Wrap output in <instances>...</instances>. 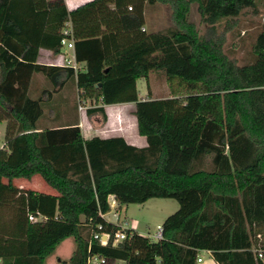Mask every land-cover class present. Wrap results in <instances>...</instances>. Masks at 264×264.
Listing matches in <instances>:
<instances>
[{
    "label": "trees",
    "instance_id": "trees-1",
    "mask_svg": "<svg viewBox=\"0 0 264 264\" xmlns=\"http://www.w3.org/2000/svg\"><path fill=\"white\" fill-rule=\"evenodd\" d=\"M160 1L170 4L173 24L147 30L144 7ZM192 2L207 25L202 35L188 20ZM246 8L255 12L256 1L88 0L68 9L64 0H0L1 264H45L70 236L67 264H87L89 253L107 264H199L202 249L218 264H264L252 250L257 233L264 245V23L242 63L222 51L215 33L221 19L228 24ZM67 21L75 58L85 62L77 71L37 60L41 47L62 51ZM155 70L177 78L185 93L139 98L137 79ZM36 72L51 87L31 96ZM75 86L79 101L96 104L86 113L104 119L103 104L134 102L146 144L84 137L77 121L41 126L45 115L69 121L79 101L66 95L57 108L50 98ZM36 173L57 192L13 183ZM110 194L118 207L151 197L175 198L178 207L163 219L159 239L125 227L117 244H101L90 239L93 225L120 227L103 216ZM36 212L45 218L29 220Z\"/></svg>",
    "mask_w": 264,
    "mask_h": 264
},
{
    "label": "rangeland",
    "instance_id": "rangeland-1",
    "mask_svg": "<svg viewBox=\"0 0 264 264\" xmlns=\"http://www.w3.org/2000/svg\"><path fill=\"white\" fill-rule=\"evenodd\" d=\"M256 1V11L252 9H244L236 18H230L226 24V18L221 19L215 33L220 35L222 51L230 58L235 59L238 63L246 62L252 58V43L256 33L264 23V0ZM145 16V15H144ZM146 23L147 30L163 29L173 24L171 16L170 4L167 2H156L155 4L146 5ZM188 20L194 23L199 34H203L207 25L202 22L200 13L197 8V2H192L188 11ZM138 85L143 94L152 97H164L174 93L184 94L185 86L178 81L177 78L167 79L162 70L151 72L147 79L140 78ZM78 96H74V102L78 103ZM82 104L83 102L80 101ZM84 104L89 105L86 101ZM100 117L97 121L103 125L105 119ZM96 124V123H94ZM1 140V139H0ZM178 207V201L172 197H151L144 202H131L123 204L118 210L120 222L126 228H133L142 234L153 232L158 224H161L163 219ZM115 209L108 213V217L114 216ZM117 214V215H118ZM73 243V238L69 237L66 240L64 252H68L70 244ZM72 246V244H71ZM59 247L56 248V250ZM54 250L47 257V264L54 258ZM67 250V252H66ZM204 255V253H203Z\"/></svg>",
    "mask_w": 264,
    "mask_h": 264
},
{
    "label": "crops",
    "instance_id": "crops-1",
    "mask_svg": "<svg viewBox=\"0 0 264 264\" xmlns=\"http://www.w3.org/2000/svg\"><path fill=\"white\" fill-rule=\"evenodd\" d=\"M86 1L88 0H64L65 5L68 9H73ZM144 15H145L144 17H146V5L144 7ZM145 23H146V18H145ZM37 60L41 63L59 64V53L55 54L50 49L41 47L39 48ZM79 65L81 69L85 68L84 61H79ZM139 79L140 78H138L136 81L139 98H147V97L155 98L152 96H146L145 94L142 93L138 85ZM50 87L51 85L48 79L42 73L36 72L32 75L31 83L29 86V93L31 94V96H37L41 94L44 88L46 89ZM47 95L48 93L45 92V96ZM66 95L70 99L69 103H71L74 96L78 95L77 87L76 86L72 88L65 87L60 90H57L56 92H53V95L50 99L53 100L54 97H56L57 98V102H55L56 107L64 108L63 102L65 101L64 98H67ZM81 101L83 103L88 101L89 102L88 106L96 105L94 101L91 100L90 98H81ZM100 103L101 102H99L98 104ZM79 104L80 102L77 104L76 107H73L68 110L67 113L69 116L68 117L69 121H65L63 117H58V116L53 117V115H45L41 118L40 125L41 126H59V125H64L66 122L77 121V124L79 125L81 133L84 137H89L94 134H98L102 137L119 135V136H122L128 143H131L137 146H143L146 144L145 136L139 134L137 131V121H136V116L134 114V102H116V103H110V104H103L105 113H106V118H105L103 125L99 124L101 122L97 123V121H101L99 120L100 116L98 115L99 114L98 112L87 114L85 111L86 108L88 107L87 104H85L86 106L85 109L84 108L79 109L78 108ZM56 110L58 112V109ZM5 128H6V120H0V139H1L0 147H4ZM13 183L20 187L31 188V189H35L39 191H45V192H50V193L57 192L56 189L50 186L43 179V177L38 173L33 174L29 178H24V177L14 178ZM108 200L111 204V207L109 211L103 214V216L105 217V219L109 221L118 222L119 224H121L120 216L117 212L119 208L122 207V205L118 207V203L116 202L112 194L108 195ZM113 209H115L114 216L115 217L117 216L116 218L108 217V213H110V211H112ZM68 238L69 237H66L63 240H61L60 243L55 247L54 250H56L57 247H59V249L55 251L54 258L50 261V264H67L66 260L69 258L74 248V239H73V243H71L72 246L70 244V247L68 248V252L67 250H66L67 253L64 252V247L66 246V240ZM198 256L201 257V260L198 261L199 264H218V262L213 258L209 250H206V249L200 250ZM47 257L45 259V264H47L46 263ZM1 263H2V259L0 257V264ZM114 264H124V261L121 259H117L114 262Z\"/></svg>",
    "mask_w": 264,
    "mask_h": 264
},
{
    "label": "built area",
    "instance_id": "built-area-1",
    "mask_svg": "<svg viewBox=\"0 0 264 264\" xmlns=\"http://www.w3.org/2000/svg\"><path fill=\"white\" fill-rule=\"evenodd\" d=\"M128 8L131 9V5H128ZM61 45H62V51L59 52V64L60 65H67L72 67L75 71L80 69L79 61L76 60L75 54H74V37L72 36V28L70 21H67L62 28V36L60 39ZM85 104L81 103L78 105L79 109L84 108ZM117 217V216H116ZM29 220L35 221V220H41L44 219L45 216L42 215L39 212H36L35 214L30 213L28 215ZM117 223L120 227L118 229H115L114 232H110L107 230H104L102 228V223H97L96 225H93L90 230V239H96L101 244H107L109 241L112 244H117L121 239H123L126 235L125 232V226H122L121 224ZM146 235L154 238L159 239L162 237V226L161 224H158L155 228V230L151 233H146ZM257 243L255 246L252 247V250L254 252V255L256 259L264 260V245H263V235L261 233H257ZM197 260L200 261L201 257L198 256ZM87 264H107L106 260L103 256L96 254V253H89L87 256Z\"/></svg>",
    "mask_w": 264,
    "mask_h": 264
}]
</instances>
